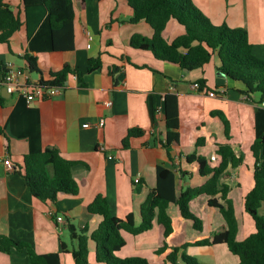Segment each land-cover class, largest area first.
<instances>
[{"label":"crops","instance_id":"crops-1","mask_svg":"<svg viewBox=\"0 0 264 264\" xmlns=\"http://www.w3.org/2000/svg\"><path fill=\"white\" fill-rule=\"evenodd\" d=\"M5 2L22 24L8 44H0V79L6 63L26 72L25 54L36 57L39 66L50 71H57L64 64L84 71L87 59L98 55L102 65L83 74L82 79L69 74L62 91L31 102L0 89L1 96L2 92L6 94L0 106V158L9 157L13 165L9 170L0 164V234L28 243L37 253L60 251L61 264H75L71 253L62 251V245L68 250L76 246L69 225L76 229L85 227L87 234L96 229L101 218L87 210L96 194L107 197L112 214L123 218L132 213L138 226L140 206L156 184L157 165L174 171L176 194L181 186H198L208 179L209 176L199 174L196 162L185 159L193 152L207 159L217 157L216 145L196 146L197 137L203 135L229 143L236 156L242 158L236 168L227 166L223 172L226 176L219 178V184L229 186L226 196L238 221L237 238L244 239L254 231L253 221L243 209V198L253 186L250 147L264 135V95L244 93L242 82L217 70L216 55L202 68L189 71L155 58L151 51L133 48L131 36L151 37L152 28L145 20L129 21L132 9L125 0H85L83 5L76 2L74 48L69 51L52 49L48 13L43 5H24L21 0ZM192 2L213 25L243 27L253 53L264 59V0ZM183 32V27L171 19L162 34L170 42ZM111 65L117 67L112 74ZM29 78L38 81L40 77L30 72ZM202 79L203 89H195L193 83ZM166 94L176 95L178 102L179 143L169 147L171 158L162 144L166 135ZM217 112L225 114L229 121V138ZM100 120H104L103 126L98 125ZM85 123L89 125L84 127ZM130 128L143 132L130 137L124 147L122 141ZM47 146H54L65 158L77 161L71 168L79 186L76 195L60 194L55 202L32 196L22 173L23 156L41 152ZM136 177L138 182L134 181ZM198 197H202V210L192 212L202 219L201 230L195 229L192 221L182 217L178 207L170 203L167 212L173 231L169 237L164 238L162 226L156 221L151 229L138 234L122 231L125 245L116 254L143 256L149 264H172L166 256L173 247L210 237L223 224L218 208L208 205V196ZM216 197L225 204L220 194ZM261 210L264 212L263 206L260 214ZM56 214L63 217L61 222L56 221ZM88 249L90 264H105L95 260L94 241H88ZM185 251L202 264H238V257L225 244L188 245ZM0 264L30 261L25 250H14L10 254L0 252Z\"/></svg>","mask_w":264,"mask_h":264},{"label":"trees","instance_id":"trees-1","mask_svg":"<svg viewBox=\"0 0 264 264\" xmlns=\"http://www.w3.org/2000/svg\"><path fill=\"white\" fill-rule=\"evenodd\" d=\"M24 5L41 4L48 13L52 49L69 51L74 48V4L83 5L85 0H21ZM132 9L130 22L145 20L152 28V36L146 37L134 34L130 45L139 50L151 51L155 58L178 64L186 70L202 68L216 55L219 64L217 70L233 80L240 81L245 86L244 93L264 95V59L252 51V44L243 27H230L226 23L213 25L208 17L198 9L192 0H125ZM174 19L184 32L168 42L163 37V30L169 20ZM22 22L18 14L5 0H0V44L9 43L10 37L16 32ZM26 67L30 72L39 74V82L46 86H64L69 74H76L82 79L83 74L99 69L102 65L100 56L88 58L84 71L71 68L64 64L57 71L45 70L39 66L36 57L25 54ZM117 67L111 65L112 74ZM46 77V78H45ZM200 87L204 80H198ZM4 98L0 95V106ZM164 113L166 135L163 146L167 149L179 143L178 133V102L174 94L164 97ZM223 122L224 134L229 138V121L225 114L217 112ZM2 132L0 128V133ZM140 128H130L122 144L128 145L130 137L141 135ZM214 144L217 146V157L214 160L195 152L187 154V162H196L198 172L209 176L201 185L181 186L176 194L174 171L170 168L156 166V184L147 193L140 206L141 223L135 226L133 214L128 213L121 218L111 213L109 201L101 193L95 195L87 205V210L100 216L96 229L87 234L85 227L76 229L69 225L71 239L76 246L68 250L65 244L62 251H69L75 264H90L88 259V241L95 243V260L105 264H149L143 256L120 257L116 254L124 245L122 231L138 234L153 227L154 221L163 229L164 238L172 233V219L167 212L170 203L175 204L182 217L192 221L195 229H202V219L189 208L190 201L199 195H207L208 205L218 208L223 224L210 237H204L181 246L173 247L166 259L172 264H202L194 256L186 253L188 245L225 244L228 250L238 257V264H264V215L259 213L264 207V135L256 138L250 150L253 158V186L243 198V209L251 217L254 231L244 239L237 238L238 221L232 202L227 198L229 186L219 184V178L226 176L224 170L228 165L236 168L242 163V158L236 156L229 143H220L214 136H198L196 146ZM215 161V165L210 162ZM75 160L65 158L58 148L47 146L38 153H28L23 156L22 173L28 182L32 196L41 201L55 202L60 194L76 195L78 183L74 179L71 168ZM187 173L186 171H181ZM225 204L218 201L216 195ZM165 241V240H164ZM166 243L160 249H164ZM26 251L30 264H61L60 251L37 253L28 243L15 240L0 234V252L10 254L12 251Z\"/></svg>","mask_w":264,"mask_h":264},{"label":"built area","instance_id":"built-area-1","mask_svg":"<svg viewBox=\"0 0 264 264\" xmlns=\"http://www.w3.org/2000/svg\"><path fill=\"white\" fill-rule=\"evenodd\" d=\"M195 89H203L200 87L198 81L193 83ZM65 88L64 86H46L41 84L38 81L30 80L28 74L21 67H15L12 63L4 64V73L0 79V89H3L6 93L12 94L16 93L22 95L27 102H31L40 97L51 96L59 93ZM210 96H214L213 91H209ZM108 104L111 105V101H108ZM264 105V102H261ZM89 124H83L84 127H87ZM99 126L104 125V120L98 122ZM112 156H109L111 158ZM211 160L215 159V156H210ZM0 164H3L7 169L11 170L13 165L9 157L0 158ZM139 178L134 179L135 182H138ZM56 221L61 222L63 217L61 215H55Z\"/></svg>","mask_w":264,"mask_h":264},{"label":"rangeland","instance_id":"rangeland-1","mask_svg":"<svg viewBox=\"0 0 264 264\" xmlns=\"http://www.w3.org/2000/svg\"><path fill=\"white\" fill-rule=\"evenodd\" d=\"M200 198H202V197L196 198L193 202H191L189 204V208H190L191 211H196L197 213L201 212L202 208H201V205H200V200H201ZM261 212H262V214H264V212L262 210H261Z\"/></svg>","mask_w":264,"mask_h":264},{"label":"water","instance_id":"water-1","mask_svg":"<svg viewBox=\"0 0 264 264\" xmlns=\"http://www.w3.org/2000/svg\"><path fill=\"white\" fill-rule=\"evenodd\" d=\"M185 70H186V69H185ZM26 72H27L28 76H30V72H29L28 70H26ZM220 73H221V72H220ZM3 91H4V90H3ZM4 92H5V91H4ZM7 94H8V93H7ZM2 96H3V97H6V94L2 92Z\"/></svg>","mask_w":264,"mask_h":264}]
</instances>
